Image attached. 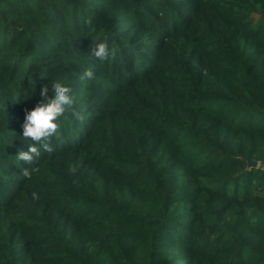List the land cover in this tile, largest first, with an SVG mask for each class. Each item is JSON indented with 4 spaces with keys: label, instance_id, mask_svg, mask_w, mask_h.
I'll use <instances>...</instances> for the list:
<instances>
[{
    "label": "trees",
    "instance_id": "1",
    "mask_svg": "<svg viewBox=\"0 0 264 264\" xmlns=\"http://www.w3.org/2000/svg\"><path fill=\"white\" fill-rule=\"evenodd\" d=\"M0 264H264V0H0Z\"/></svg>",
    "mask_w": 264,
    "mask_h": 264
},
{
    "label": "clouds",
    "instance_id": "2",
    "mask_svg": "<svg viewBox=\"0 0 264 264\" xmlns=\"http://www.w3.org/2000/svg\"><path fill=\"white\" fill-rule=\"evenodd\" d=\"M111 55L108 44L99 42L95 47H91L90 56L95 60L105 61ZM94 72L87 70L83 73L82 79H92ZM72 90L63 83L56 81L48 86H42L39 95L41 101L31 110H26L22 127V137L24 140L31 141L27 151L20 150L16 157L25 163H31L38 160L41 156V150L51 152L52 147L49 143L50 138L54 137L58 131V121L65 113L67 108H71L74 99L71 94ZM73 115H77L73 111ZM38 169L33 168L31 171L25 168L22 175L30 178L33 172ZM34 199H38L36 193L32 194Z\"/></svg>",
    "mask_w": 264,
    "mask_h": 264
}]
</instances>
